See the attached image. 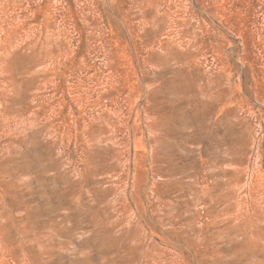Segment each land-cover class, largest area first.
<instances>
[{"label":"rangeland","instance_id":"obj_1","mask_svg":"<svg viewBox=\"0 0 264 264\" xmlns=\"http://www.w3.org/2000/svg\"><path fill=\"white\" fill-rule=\"evenodd\" d=\"M0 264H264V0H0Z\"/></svg>","mask_w":264,"mask_h":264},{"label":"bare ground","instance_id":"obj_2","mask_svg":"<svg viewBox=\"0 0 264 264\" xmlns=\"http://www.w3.org/2000/svg\"><path fill=\"white\" fill-rule=\"evenodd\" d=\"M260 177H261V176H260ZM261 179H262V178H261ZM252 182H253V181H252ZM252 193H253V192H252ZM254 207H255V206H254ZM254 207H253V208H254ZM259 212H260V211H259ZM253 213H254V212H253ZM261 215H262V214H261ZM244 229H245V228H244ZM244 231H245V230H244ZM250 231H251V230H250Z\"/></svg>","mask_w":264,"mask_h":264}]
</instances>
